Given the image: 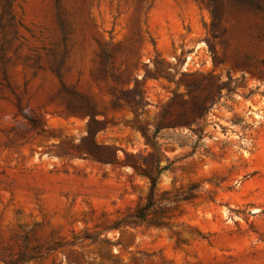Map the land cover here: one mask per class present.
Here are the masks:
<instances>
[{
	"label": "rangeland",
	"instance_id": "rangeland-1",
	"mask_svg": "<svg viewBox=\"0 0 264 264\" xmlns=\"http://www.w3.org/2000/svg\"><path fill=\"white\" fill-rule=\"evenodd\" d=\"M210 1L0 0V264H264V9Z\"/></svg>",
	"mask_w": 264,
	"mask_h": 264
},
{
	"label": "trees",
	"instance_id": "trees-1",
	"mask_svg": "<svg viewBox=\"0 0 264 264\" xmlns=\"http://www.w3.org/2000/svg\"><path fill=\"white\" fill-rule=\"evenodd\" d=\"M229 3L232 6H237V7H243V6H247V5H253L256 6L259 9H264V5L263 3H260L259 1H255V0H229ZM210 13L212 16V27L213 30L216 29L217 23L220 19V14L222 13V5H221V0H211L210 1ZM134 100V99H132ZM133 103H128V104H133L131 105L132 108H138L139 106H141V101H132ZM205 108L204 104L201 102H196L194 104V108L191 111H182L179 112L178 115L175 117L174 122L177 125H191L194 121H195V116L199 113L200 110H203ZM142 133L144 134V136L147 138V140H149V137L147 135V131L145 128H142ZM158 173L156 172L155 174H150L147 173V177L150 180V188L148 191L147 196L145 197L144 201L142 202V204H140L133 212H130L128 215V219L123 220L122 224H126L131 218H134L135 220L138 221H142V222H146L149 218V215L151 214V212L155 209L156 205H157V181H158ZM23 262H28L30 260H32L31 257H26L25 259H23Z\"/></svg>",
	"mask_w": 264,
	"mask_h": 264
}]
</instances>
